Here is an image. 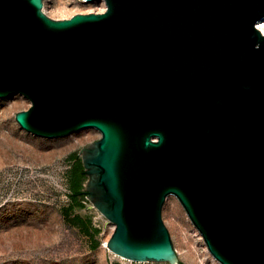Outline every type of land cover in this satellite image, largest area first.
<instances>
[{
  "label": "water",
  "instance_id": "water-1",
  "mask_svg": "<svg viewBox=\"0 0 264 264\" xmlns=\"http://www.w3.org/2000/svg\"><path fill=\"white\" fill-rule=\"evenodd\" d=\"M0 0V98L20 128L79 150L83 193L114 225L106 248L178 264L161 210L174 196L219 264H264V0Z\"/></svg>",
  "mask_w": 264,
  "mask_h": 264
},
{
  "label": "rangeland",
  "instance_id": "rangeland-1",
  "mask_svg": "<svg viewBox=\"0 0 264 264\" xmlns=\"http://www.w3.org/2000/svg\"><path fill=\"white\" fill-rule=\"evenodd\" d=\"M43 3L54 19L105 9L101 1ZM29 105L19 94L0 98V264H168L132 262L106 248L114 225L71 188L79 181L83 192L87 176L76 171L78 153L100 133L87 128L57 138L35 136L14 119ZM161 217L181 262L219 264L174 196L166 198Z\"/></svg>",
  "mask_w": 264,
  "mask_h": 264
},
{
  "label": "trees",
  "instance_id": "trees-1",
  "mask_svg": "<svg viewBox=\"0 0 264 264\" xmlns=\"http://www.w3.org/2000/svg\"><path fill=\"white\" fill-rule=\"evenodd\" d=\"M76 169H75L76 171L79 170L78 171L79 172V176L80 177H83L82 175H84V174H83V167H82V164H81V160L76 164ZM78 182L79 181H73L71 183V188H72V191H73V196L74 197H81V199H84L85 198V195H84V193L81 190L82 187L80 185V182L79 183ZM78 222H79V219L78 218H75L74 221H73L74 224H77ZM178 264H184V263L180 261Z\"/></svg>",
  "mask_w": 264,
  "mask_h": 264
},
{
  "label": "bare ground",
  "instance_id": "bare-ground-1",
  "mask_svg": "<svg viewBox=\"0 0 264 264\" xmlns=\"http://www.w3.org/2000/svg\"><path fill=\"white\" fill-rule=\"evenodd\" d=\"M43 7H44V3H43ZM256 26L264 34V19L258 21L257 24H256Z\"/></svg>",
  "mask_w": 264,
  "mask_h": 264
}]
</instances>
